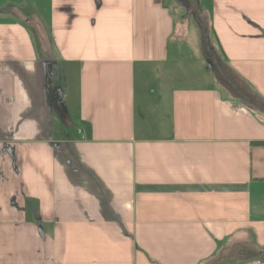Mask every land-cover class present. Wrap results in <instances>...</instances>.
I'll use <instances>...</instances> for the list:
<instances>
[{
	"label": "crops",
	"instance_id": "obj_1",
	"mask_svg": "<svg viewBox=\"0 0 264 264\" xmlns=\"http://www.w3.org/2000/svg\"><path fill=\"white\" fill-rule=\"evenodd\" d=\"M263 257L264 0H0V264Z\"/></svg>",
	"mask_w": 264,
	"mask_h": 264
},
{
	"label": "rangeland",
	"instance_id": "obj_2",
	"mask_svg": "<svg viewBox=\"0 0 264 264\" xmlns=\"http://www.w3.org/2000/svg\"><path fill=\"white\" fill-rule=\"evenodd\" d=\"M210 0H202V9H208ZM182 9L178 7L177 14L181 15ZM203 30L199 24L194 21L191 22L189 34L187 39L182 43V48L176 49L178 55L174 56V59L170 64L166 66V69L162 71L166 73V76L171 79L172 84H177L183 87H204L210 84L214 86V82L211 78L214 74L213 69L209 70V65L206 64L204 59V44H203ZM180 61V62H179ZM69 89L66 88L68 93ZM72 112V111H71ZM60 122L63 123V119L60 118ZM59 125V118L57 121ZM77 122H72L69 127L70 134H74L73 131L79 128Z\"/></svg>",
	"mask_w": 264,
	"mask_h": 264
},
{
	"label": "trees",
	"instance_id": "obj_3",
	"mask_svg": "<svg viewBox=\"0 0 264 264\" xmlns=\"http://www.w3.org/2000/svg\"><path fill=\"white\" fill-rule=\"evenodd\" d=\"M35 24L37 25V23H35ZM33 29H34L35 37H36V39H37V36H38V35H37V34H38V33H37V30H36L35 28H33ZM261 256H262V255H261ZM250 259H251V258H250ZM263 259H264V257H263Z\"/></svg>",
	"mask_w": 264,
	"mask_h": 264
}]
</instances>
